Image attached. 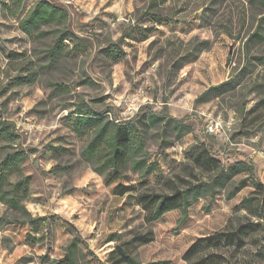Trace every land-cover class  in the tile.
<instances>
[{
    "label": "rangeland",
    "instance_id": "374dc122",
    "mask_svg": "<svg viewBox=\"0 0 264 264\" xmlns=\"http://www.w3.org/2000/svg\"><path fill=\"white\" fill-rule=\"evenodd\" d=\"M37 1L0 0V117L16 134L0 140V164L22 153L9 156L0 182L6 190L22 183L18 197L30 214L0 201V264H49L72 240L79 264H114L124 242L139 264H264V64L252 59L264 55V1L45 0L66 10L72 34L53 64L43 55L55 34L19 29ZM256 30L263 37L251 38ZM33 71L34 82L18 84L17 75ZM51 82L68 89L52 93ZM80 101L121 121L163 112L189 132L178 138L171 122L165 132L139 124L133 138L141 133L156 170L109 182L80 155L89 137L72 114ZM210 122L222 129L207 133ZM198 150L214 163L192 160ZM240 161L253 165L262 189L241 186L244 173L222 178L213 203L203 191L189 197L183 226L176 212L147 223L139 194L187 191ZM121 185L134 189L119 195Z\"/></svg>",
    "mask_w": 264,
    "mask_h": 264
},
{
    "label": "trees",
    "instance_id": "16d2710c",
    "mask_svg": "<svg viewBox=\"0 0 264 264\" xmlns=\"http://www.w3.org/2000/svg\"><path fill=\"white\" fill-rule=\"evenodd\" d=\"M166 0H151L150 7H158L159 3ZM262 2L264 0H252V2ZM19 7L16 8V13ZM262 14V13H260ZM159 16V15H158ZM68 13L63 8L53 5L45 0H38L19 21V29L25 34H35L37 38H43L50 33L55 35L51 39L49 48L44 52V57L47 58L49 64L59 61L62 55L63 42L71 39L72 34L66 27ZM159 20H164L157 17ZM264 24V15L258 19V29H262ZM44 27H53V31H46ZM263 30V29H262ZM263 37V34L256 30L251 38ZM112 52L116 53L117 49L112 48ZM119 58L120 56H115ZM259 64H264V55L253 56L252 58ZM247 65H251L248 62ZM36 79V72H30L25 76L17 75L16 80L18 84L32 83ZM87 80H80L82 85ZM52 93L66 92L68 86L59 82H51L50 84ZM223 85V84H222ZM222 85L211 87L206 92L200 94L196 101L203 99L207 94L218 90ZM110 110L104 112H97L84 101L75 107L72 114L76 117L77 125L85 129L89 134L86 145L80 152L83 160L87 161L94 172L100 175L109 177V182L121 179L127 170L138 172L141 178L152 174L157 168V160L151 158V154L145 149L143 137L139 132L137 140L133 138L134 133H137L139 124H143L148 128H161L165 132L168 122H171L173 127L177 130V137L180 138L189 130L184 123V119H177L169 116L163 112H155L147 110L143 112L140 110L132 118L128 120H115L110 119L105 115ZM168 123V124H167ZM11 123L0 117V140H12L16 137L14 130L11 128ZM12 160L22 156L21 152H13L9 155ZM7 155L0 164V171L4 165L9 163L10 158ZM192 160L200 162L203 165H210L214 161L206 156L203 151L198 150L193 156ZM246 174L247 177L242 179L241 186H250L254 189H262L260 182L255 179L254 168L252 164L240 161L234 165L229 166L220 175L216 174L214 180L209 183L196 185L187 191H175L171 194L148 192L146 194H139L138 204L145 211L146 221L150 225L161 222L170 212L178 214V224L176 227H181L189 220L188 213L189 197L194 196L203 191V194L208 198L210 203L214 202L215 187L220 185V180L223 178V185L226 180L232 179L237 174ZM21 182L14 183L11 190L3 188L0 182V201L14 209H20L28 216L29 212L20 203L18 197V186ZM118 194L123 195L134 188L131 186H119ZM11 191V192H10ZM252 199H243V204H249ZM7 221L0 217V225ZM9 223V222H8ZM134 241H141L147 243L152 238H143L135 236ZM144 239V240H143ZM129 242H124L116 247L112 253L114 264H139L135 257L125 248ZM79 252L77 242L72 240L67 246L66 253L59 259L50 261L49 264H79Z\"/></svg>",
    "mask_w": 264,
    "mask_h": 264
},
{
    "label": "built area",
    "instance_id": "2783aa9c",
    "mask_svg": "<svg viewBox=\"0 0 264 264\" xmlns=\"http://www.w3.org/2000/svg\"><path fill=\"white\" fill-rule=\"evenodd\" d=\"M222 129V126L217 123V122H210L209 124L206 125V132L210 134H214L219 132Z\"/></svg>",
    "mask_w": 264,
    "mask_h": 264
}]
</instances>
